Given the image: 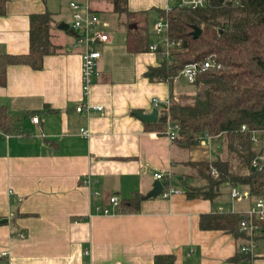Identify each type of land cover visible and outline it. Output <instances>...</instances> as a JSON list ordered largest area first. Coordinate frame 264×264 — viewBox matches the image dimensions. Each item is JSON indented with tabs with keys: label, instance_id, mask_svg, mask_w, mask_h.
<instances>
[{
	"label": "crops",
	"instance_id": "crops-1",
	"mask_svg": "<svg viewBox=\"0 0 264 264\" xmlns=\"http://www.w3.org/2000/svg\"><path fill=\"white\" fill-rule=\"evenodd\" d=\"M71 1L8 0L0 15L2 51L28 54L31 17L46 12L53 16L51 40L59 46L57 53L45 56L41 69L11 65L7 84L0 86V107L17 120L12 132L0 131V260L8 251V264H155L158 255L166 254H175L176 264H238L248 237L204 230L201 217L242 214L258 198L249 187L230 182L220 185L214 200L186 193L188 187L208 185L202 163L229 158L225 136L184 147L167 136V121L163 128L159 124L165 110H159L157 122L138 117L156 108L154 98L166 106L183 93L182 78L153 81L145 75L163 57L128 50L126 25L109 0L90 1L103 30L125 33V45L116 48L108 32L110 40L99 45L100 75L85 95L83 48H74V34L58 27L72 24ZM166 6L167 0H128L129 10L145 13L148 25ZM82 104L91 108L77 111ZM156 173L180 192L149 197L159 180ZM233 188L243 196L234 198ZM112 196L120 203L141 197L139 210L120 212ZM256 245L253 262L264 264L263 236Z\"/></svg>",
	"mask_w": 264,
	"mask_h": 264
},
{
	"label": "trees",
	"instance_id": "trees-1",
	"mask_svg": "<svg viewBox=\"0 0 264 264\" xmlns=\"http://www.w3.org/2000/svg\"><path fill=\"white\" fill-rule=\"evenodd\" d=\"M109 1L126 25L128 50L132 53L150 51L147 15L130 11L128 0ZM7 2L0 0V15L6 13ZM159 12L169 18L167 36L174 44L169 58H163L159 66L149 67L145 73L149 79L173 81L189 64L207 60L215 63L214 67L198 73L191 84L195 92L181 93L179 101L172 96L166 112L180 125L176 141L184 147L199 143L205 134L214 138L225 136L229 158L202 163L208 185L186 188L188 197L214 200L220 193V185L230 182L235 187L247 186L252 196L264 198V169L252 167V161L263 154L264 149L258 150L253 145L250 131H241L244 124L250 130L264 128V0H212L206 9L175 7L169 12ZM52 24L50 12L32 15L30 52L15 55L0 49V86L7 84L11 65L26 64L41 69L45 56L58 52L59 46L51 40ZM196 28L201 30L197 38L194 37ZM166 114L159 121L162 128ZM16 123L7 107H0V131L12 132ZM233 160L238 161L239 168ZM213 170L217 171V176ZM141 200L136 196L120 203V212L138 211ZM243 216L244 213L231 212L202 215L201 228L224 230L246 238L240 231ZM261 227L257 237H264V222ZM245 258L249 255L242 253L238 264ZM176 261L175 254L155 258V264H176Z\"/></svg>",
	"mask_w": 264,
	"mask_h": 264
},
{
	"label": "built area",
	"instance_id": "built-area-1",
	"mask_svg": "<svg viewBox=\"0 0 264 264\" xmlns=\"http://www.w3.org/2000/svg\"><path fill=\"white\" fill-rule=\"evenodd\" d=\"M212 0H167V6L165 8L166 12L171 11L175 7L187 8V9H206L210 7ZM73 11V22L71 28L75 30V42L73 44L74 48H83L81 53L82 57V82L84 94L88 95L95 79L100 75L99 63L102 58V51L99 48L100 44L106 43L110 40V35L103 30L102 20L99 14L93 10L92 3L90 0H73L70 3ZM170 27V21L167 16L161 15L158 20L154 23V31L158 35H166V46L161 49V42L151 44L150 51L159 53L163 58H169L170 48L173 46V42L168 39V31ZM215 66L212 60H207L205 62L192 63L185 66L178 75V78H185L189 84H193L197 78V75L201 71H205ZM155 107L159 110H165L168 112L171 100L166 102V106H163L158 98L153 99ZM91 108L90 105L82 104L77 107V111H87ZM98 110H103L102 106L94 107ZM167 130L166 134L171 141H176L180 125L175 122L169 113L166 114ZM33 121L39 123V118L34 117ZM242 132L251 133V140L253 145L258 149H264V128L263 129H253L250 130L248 125L244 124L241 127ZM82 133L85 136H89L87 130L82 129ZM214 137L209 134H205L201 141H206L211 143ZM252 167L257 170L264 169V153L255 158L252 161ZM215 176L218 175L216 170H213ZM155 177L159 180H163L165 175L163 173H156ZM87 184H91L90 179H86ZM164 183V182H163ZM165 185L164 191L161 194L164 198H170L174 194L180 192L177 188L172 185ZM232 196L234 198H241L243 195L237 189H232ZM96 196H99V192H95ZM110 202L113 206H119V198L117 196H112ZM98 209H101L98 207ZM103 212L105 214L111 213V209L104 208ZM261 222H264V198H258L254 205L244 213L243 218L240 221V231L248 237V241L245 245L241 247V252L249 255V258H245L240 264H255L253 262L252 255L256 251V237L260 233L262 227ZM24 237V235H21ZM9 252L4 251L1 254L0 264H8Z\"/></svg>",
	"mask_w": 264,
	"mask_h": 264
},
{
	"label": "rangeland",
	"instance_id": "rangeland-1",
	"mask_svg": "<svg viewBox=\"0 0 264 264\" xmlns=\"http://www.w3.org/2000/svg\"><path fill=\"white\" fill-rule=\"evenodd\" d=\"M105 18H108L107 15H103ZM158 19V16H154L152 15L150 17V21H149V28H150V44H155V43H158L159 41L162 42V45L166 46V40H167V37L166 35L162 34V35H158L156 34V32H154V23H155V20ZM113 37H114V41H113V44L114 45H117L116 48H119V49H122V47L125 45V33H123L122 31L119 32L117 31L115 28H107L106 29ZM107 32V33H108ZM108 33V34H109ZM68 35V38L70 39L72 36L70 33L67 34ZM183 86V92L185 93H193L195 92V88L194 86H191V84H189L187 82V80L185 78H182V81L180 82ZM180 95V92H178V95L176 97V100L179 101V96ZM227 149V147H226ZM228 150H226L227 152ZM238 161H236L234 163V165L239 168V165L237 164Z\"/></svg>",
	"mask_w": 264,
	"mask_h": 264
},
{
	"label": "water",
	"instance_id": "water-1",
	"mask_svg": "<svg viewBox=\"0 0 264 264\" xmlns=\"http://www.w3.org/2000/svg\"><path fill=\"white\" fill-rule=\"evenodd\" d=\"M59 29L70 32L72 34H76L75 30L71 28V25L69 23L61 22L58 25ZM201 34V30L199 28H196L194 31V37L197 38ZM138 117L142 119L145 122H157L159 118V109L154 108L151 112L149 113H142L138 114ZM165 185L163 181L157 180L156 183L154 184L153 190L149 193V197H158L160 196L163 191H164Z\"/></svg>",
	"mask_w": 264,
	"mask_h": 264
}]
</instances>
